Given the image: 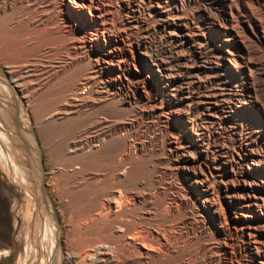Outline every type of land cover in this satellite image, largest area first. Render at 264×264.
<instances>
[{"label":"rangeland","instance_id":"1","mask_svg":"<svg viewBox=\"0 0 264 264\" xmlns=\"http://www.w3.org/2000/svg\"><path fill=\"white\" fill-rule=\"evenodd\" d=\"M225 1L0 0L4 264H134L119 229L147 264H264L231 221L264 214V48Z\"/></svg>","mask_w":264,"mask_h":264},{"label":"bare ground","instance_id":"2","mask_svg":"<svg viewBox=\"0 0 264 264\" xmlns=\"http://www.w3.org/2000/svg\"><path fill=\"white\" fill-rule=\"evenodd\" d=\"M225 8H226V10H229V15L231 16L229 19H227V21L229 23L236 22L242 27L250 28V30L255 34V36L258 38L260 43L263 44V48H264V0H226L225 1ZM246 50H247L246 52L248 54L249 49L246 48ZM262 55L263 56L261 57V59L258 60L260 65H261V68L260 69L257 68L258 70H256V75L254 77L255 79H253V83L251 85L252 86L251 90H253V92L255 93V95H254L255 101L259 102L260 105L264 106V90L261 89V86L264 87V78H261V75L264 76V51H263ZM244 62H245V60H244ZM242 68H244L245 70H249V71L251 70L250 69L251 67L248 63H244V66ZM2 159L4 160L3 162L6 161L4 156ZM262 160H260V161L264 163V159H262ZM252 162L255 164L260 163L259 160H257V157H255V156H254V161H252ZM24 181H25V179H24ZM248 194H249L248 197L251 199L250 204L247 203L248 204V205H246L247 208H243V207L239 206L240 209H242V211H243L242 218L246 217L245 218L246 221L244 222L242 218L241 219L233 218L231 221H233V224L235 226L233 228V233L235 235H237V234L238 235L242 234L243 236L245 235L243 242H242L243 245L245 246V248L247 250H249L251 256L252 255L258 256L260 254V249L264 246V241H262V236H261L264 234V226H263L264 225V219H262L263 218L262 216L264 214L261 213V215H258V211L256 210V208H260L262 206L261 199L255 197L254 195L251 196L250 193H248ZM220 198L221 199L217 204L218 208H219L218 213L221 210L220 208L223 209L222 205L226 202L225 196H222ZM113 204H114V206L109 205L108 209L110 211L114 210V212H115L114 214L117 215L119 213V210H120V205H119L120 202L118 201V203H117L115 201V202H113ZM237 205H239L238 202H237ZM244 209L248 210V212H250L252 214L249 218L247 217V214L245 213L246 210L244 211ZM216 217H217L216 219L220 220V221L226 220V217L222 213V211H221V214H218V216H216ZM105 218H107V217H105ZM224 222H226V221H224ZM109 227H110V225H109ZM109 230L111 231L112 228ZM118 232H119V235L117 236L118 239L121 240L122 242H124L125 240H128V242L125 243V247H129L132 249L131 253H128L126 259H128L129 257H133V263L134 264H147L146 263L147 260L153 258V255H154L153 253L156 252L155 248L157 246L154 247V244L151 241L143 239L144 237L141 236L142 234L141 235L140 234H137V235H131L130 234L131 236H129V235L125 236V234L123 233V229H119ZM246 232H248V234H246ZM247 235H248V237H247ZM108 246H110V245H108ZM105 248H106V246L97 245L93 251L91 249H89V250H91L89 252L86 251L88 255L94 254L93 256L90 255L91 257L88 256V257H90L89 260L99 261V263L100 262H102V263L109 262L112 259L110 256L112 254L110 253L111 251L109 252ZM159 250H161L160 247H159ZM157 253H159V251L156 252V255H157ZM84 254H86V253H84ZM87 254L85 256L86 258H88ZM86 258H84V259L87 260ZM88 262H90V261H88ZM220 262H221V260H220ZM48 263L50 264L49 260H48Z\"/></svg>","mask_w":264,"mask_h":264},{"label":"water","instance_id":"3","mask_svg":"<svg viewBox=\"0 0 264 264\" xmlns=\"http://www.w3.org/2000/svg\"><path fill=\"white\" fill-rule=\"evenodd\" d=\"M40 192L42 194V198H43L42 201H43V203L45 205L46 210L52 215V217L56 221V224L58 225L59 220H58L56 214L50 209L49 204L47 202L48 198H47V195H46V192H45V185H44L43 179H41Z\"/></svg>","mask_w":264,"mask_h":264},{"label":"crops","instance_id":"4","mask_svg":"<svg viewBox=\"0 0 264 264\" xmlns=\"http://www.w3.org/2000/svg\"><path fill=\"white\" fill-rule=\"evenodd\" d=\"M8 255H9V251L8 250H4V254H2L0 256V264H4V261H5L4 259H6L8 257Z\"/></svg>","mask_w":264,"mask_h":264},{"label":"flooded vegetation","instance_id":"5","mask_svg":"<svg viewBox=\"0 0 264 264\" xmlns=\"http://www.w3.org/2000/svg\"><path fill=\"white\" fill-rule=\"evenodd\" d=\"M4 221V218H3V207H2V204H1V201H0V222Z\"/></svg>","mask_w":264,"mask_h":264},{"label":"built area","instance_id":"6","mask_svg":"<svg viewBox=\"0 0 264 264\" xmlns=\"http://www.w3.org/2000/svg\"><path fill=\"white\" fill-rule=\"evenodd\" d=\"M105 249L108 250V251H112V250H113V248H112V247H109V246H106ZM2 254H4V251H0V256H1Z\"/></svg>","mask_w":264,"mask_h":264}]
</instances>
